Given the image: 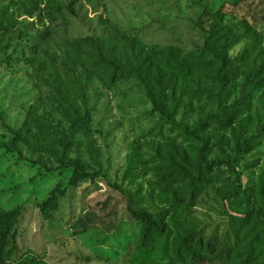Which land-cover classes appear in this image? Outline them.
<instances>
[{"label": "rangeland", "instance_id": "1", "mask_svg": "<svg viewBox=\"0 0 264 264\" xmlns=\"http://www.w3.org/2000/svg\"><path fill=\"white\" fill-rule=\"evenodd\" d=\"M87 38L139 76L94 77L70 45ZM129 206L171 234L140 250ZM17 208L5 264H192L182 236L264 264V0H0V210Z\"/></svg>", "mask_w": 264, "mask_h": 264}, {"label": "trees", "instance_id": "2", "mask_svg": "<svg viewBox=\"0 0 264 264\" xmlns=\"http://www.w3.org/2000/svg\"><path fill=\"white\" fill-rule=\"evenodd\" d=\"M76 44L90 47L91 50H93L102 68H100L98 72L92 70V75L94 77H99L104 82L113 84L124 77H136L140 74V70L135 68L134 65L129 66V68H127V66H122L121 59L114 55V49L107 50L105 48V41L101 43V41L92 38L73 42L70 41L72 49L76 47ZM155 105L156 110H158L162 116L169 119L172 124H175L168 106H162L157 102H155ZM89 119L90 111L86 110L84 116H78L76 121L72 123L71 129L73 131L83 129ZM62 165L65 166L67 164L63 162ZM72 167H74V175L71 178L72 184H76L84 177H87L88 174L82 172L78 165L72 164ZM179 203H181V201H179ZM46 205L47 203L43 204L42 207ZM178 206L180 205H175L174 209H172V213L173 210L174 212L179 210ZM22 211L23 208H17L11 211L0 210V264H5L12 255L11 245L16 237L15 227L19 222ZM129 213L135 220L143 224L142 236L138 246L140 250L146 249L154 238L167 237L172 232L169 222L170 214L168 212L160 216L158 220H154L148 214L136 211L132 206H129ZM231 222L234 227L235 239L238 241L239 237L243 238L246 236V231L250 226L253 225L254 229H257L262 220L258 212H248L243 217L231 216ZM262 224H264V222H262ZM212 240V238L208 240L200 238L198 243L193 247L192 243L194 242V237H178L174 255L178 261L185 263L188 259L192 264L211 263V261H213L212 259H218L220 262H223V264H255L257 261V257L249 253L243 258L232 257L229 253L230 248H217L213 245Z\"/></svg>", "mask_w": 264, "mask_h": 264}]
</instances>
